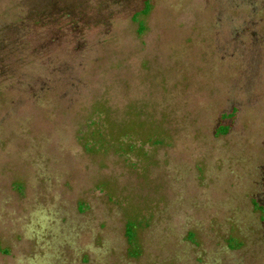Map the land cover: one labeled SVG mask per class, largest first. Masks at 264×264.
I'll list each match as a JSON object with an SVG mask.
<instances>
[{
  "label": "rangeland",
  "instance_id": "1",
  "mask_svg": "<svg viewBox=\"0 0 264 264\" xmlns=\"http://www.w3.org/2000/svg\"><path fill=\"white\" fill-rule=\"evenodd\" d=\"M145 1L0 0V264H264V0Z\"/></svg>",
  "mask_w": 264,
  "mask_h": 264
},
{
  "label": "trees",
  "instance_id": "2",
  "mask_svg": "<svg viewBox=\"0 0 264 264\" xmlns=\"http://www.w3.org/2000/svg\"><path fill=\"white\" fill-rule=\"evenodd\" d=\"M151 10V2L150 0H146L145 1V7L138 11V12H135L134 15H133V21L137 22L139 24V27H138V33L139 34H142L145 30V23L144 21L141 19V16H144V15H147L149 13V11ZM26 20H21V21H18L16 23H13L14 25H11V26H8V27H11L9 28V30H6L5 27H1L0 28V37H3V38H0V74H6L10 71V64H6L5 63V60L8 56V52L6 53L5 51H8L9 49H7L6 47V44H4V39H7V36L6 34L11 33H19L18 31H21L22 29L26 28L27 24L25 23ZM39 47V46H38ZM36 47V48H38ZM18 49H16L15 51H17ZM11 54V53H10ZM235 112L236 110L234 109L232 112L228 113V112H225L221 115V120L224 122V121H229L227 120L226 118H230V120H232L235 116ZM220 123L219 126L217 127L216 129V133L217 134H227L230 129H231V126L232 124L231 123ZM221 126H225L223 129H221ZM220 127V129H219ZM159 142V141H158ZM156 141V144L158 143ZM87 147H91L90 144H86ZM126 236H127V239H128V242L130 244V249H129V253L130 254H134V253H137L139 254L140 253V250H139V246L137 244V236H136V233L134 231V229L130 226L129 223H127L126 225Z\"/></svg>",
  "mask_w": 264,
  "mask_h": 264
}]
</instances>
